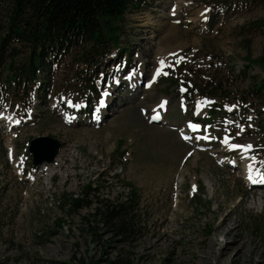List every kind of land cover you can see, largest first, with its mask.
<instances>
[{
  "label": "rangeland",
  "instance_id": "obj_1",
  "mask_svg": "<svg viewBox=\"0 0 264 264\" xmlns=\"http://www.w3.org/2000/svg\"><path fill=\"white\" fill-rule=\"evenodd\" d=\"M10 4L0 0V38ZM119 25L120 48L82 43L58 53L21 104L2 73L0 264H256L264 203L250 202L264 190L245 184L242 159L221 143L251 146L264 161V89L247 91L264 76L254 61L264 55V0H140ZM29 55L12 40L0 69ZM154 110L162 122L150 121ZM190 121L200 130L187 142L180 132ZM195 133L210 140L197 146ZM40 135L62 147L58 161L33 169L28 143ZM133 193L140 225L125 236L92 216L97 202ZM74 198L93 205L68 211ZM225 214L244 245L240 257L221 254Z\"/></svg>",
  "mask_w": 264,
  "mask_h": 264
},
{
  "label": "trees",
  "instance_id": "obj_2",
  "mask_svg": "<svg viewBox=\"0 0 264 264\" xmlns=\"http://www.w3.org/2000/svg\"><path fill=\"white\" fill-rule=\"evenodd\" d=\"M136 1L140 0H11L10 19L5 34L0 38V67L6 44L12 40L28 45L30 55L20 63L10 60L5 70L0 69V81L2 73L6 72L2 86L7 88L9 95H15L21 104L25 92H32L35 86L40 87L42 81L39 73L50 70V63L58 53L82 43H89L95 48L110 44L120 48L119 23ZM94 52L98 53V50ZM246 57L249 58L250 54L247 53ZM254 61L264 69V55ZM253 85L255 87L247 91L257 93L264 89V76L259 84L255 82ZM1 88L2 100L5 93ZM16 90L17 94L11 93ZM85 188L89 189V184ZM72 201L73 208L68 211L93 205L81 198H74ZM102 202L103 200L97 202L92 216L114 229L116 234L122 232L125 236L140 225L136 216L138 196L134 193L115 203ZM210 233L211 229L206 235ZM97 235L96 232L92 233L91 239H95ZM107 263L130 264L122 260H109ZM81 264H98V260L86 258L81 260Z\"/></svg>",
  "mask_w": 264,
  "mask_h": 264
},
{
  "label": "bare ground",
  "instance_id": "obj_3",
  "mask_svg": "<svg viewBox=\"0 0 264 264\" xmlns=\"http://www.w3.org/2000/svg\"><path fill=\"white\" fill-rule=\"evenodd\" d=\"M179 2H180V0H178V3ZM142 71L143 70H142V67L140 65V69L138 71L133 72L129 77L131 79H136V78H138V76L141 74ZM109 90H111V89H109ZM106 98L109 99L110 96H107ZM159 111L154 110L153 112H158L159 113ZM161 113H163V112L160 111V114ZM198 113H200V112H198ZM201 113H204V110L201 111ZM102 114H104V113H102ZM102 114H100V111H99V115L97 117L99 118L100 116H102ZM160 122H162V119H160V121L157 122V123H160ZM182 130H181L180 134L187 133V131H189V130H186V127L183 128ZM196 139L198 141H194L195 144H197V146H200L199 143L202 140L198 139V138H195V140ZM186 141L189 142V141H191V139L188 138ZM224 144H226V143H221V145H222L221 147L225 148V150L229 149V147L233 145V143H231L229 145H227V144L224 145ZM251 148H252L251 146L247 147V146L242 145L240 147V149H238L237 151L233 152V154L238 155L242 159V177L245 180V184H247V186L249 188H251V189L252 188H257L258 190H264L263 189L264 188V181H262V177H264V171H263L264 170V163H263L264 161L260 162L259 160H257L255 158V156H254V152L252 150L253 148L252 149ZM196 150L197 149H193L192 152H191V154L193 156H195V159L198 156V152ZM212 152H215V150L212 151ZM216 160L223 161V162L225 161L223 156H217ZM237 163L238 162H236L237 167H236L235 164H234V167L233 166L232 167L233 168H238V164ZM232 164H233V162H232ZM249 176L252 177L251 180L249 179ZM258 180L260 181L259 183H257ZM253 181H256V182L253 183ZM208 187H209V189L211 191V189H212L211 188V184H208ZM194 190H196V185H195V189ZM263 203H264L263 195H260L258 197L257 201L252 200L250 202V207L254 206V207L257 208V210H260V209H262ZM217 228H218V233H220L224 238H226V242L222 246L221 254L228 253L230 250L234 249V250H236V252L234 254L235 258L242 256L243 251H244V245L236 237V234H237L236 232L237 231H236V228L234 226V223L232 222L231 216L229 214L222 215L221 219L219 220V222L217 224ZM251 255H252L251 256L252 259L256 260L255 261L256 264H264V246L261 247V246L256 244L254 249H253V251L251 252Z\"/></svg>",
  "mask_w": 264,
  "mask_h": 264
},
{
  "label": "water",
  "instance_id": "obj_4",
  "mask_svg": "<svg viewBox=\"0 0 264 264\" xmlns=\"http://www.w3.org/2000/svg\"><path fill=\"white\" fill-rule=\"evenodd\" d=\"M61 142L52 136L40 135L29 142L28 151L32 157V166L38 168L43 164H51L58 154Z\"/></svg>",
  "mask_w": 264,
  "mask_h": 264
},
{
  "label": "snow or ice",
  "instance_id": "obj_5",
  "mask_svg": "<svg viewBox=\"0 0 264 264\" xmlns=\"http://www.w3.org/2000/svg\"><path fill=\"white\" fill-rule=\"evenodd\" d=\"M157 73H159V69H157ZM106 94V93H105ZM101 104H103V100L101 101ZM76 107H79V105H75ZM160 107H163V104L160 106ZM157 117H153V119H156ZM190 127H193V128H195V127H198V126H195V125H190ZM185 139H187V137H185ZM225 143H227V138L225 139ZM232 147H234V148H236V147H241V146H239V145H232ZM248 147H250V146H248ZM249 179L251 180L252 179V177L251 176H249ZM262 181H264V177H262ZM256 181H253V183H255Z\"/></svg>",
  "mask_w": 264,
  "mask_h": 264
}]
</instances>
